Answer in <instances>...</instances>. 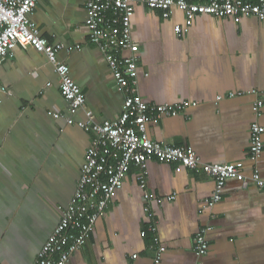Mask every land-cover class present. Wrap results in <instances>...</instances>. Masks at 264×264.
Instances as JSON below:
<instances>
[{
  "label": "crops",
  "instance_id": "1",
  "mask_svg": "<svg viewBox=\"0 0 264 264\" xmlns=\"http://www.w3.org/2000/svg\"><path fill=\"white\" fill-rule=\"evenodd\" d=\"M87 1L39 0L31 20L41 37L60 47L57 59L68 66L94 119L113 121L123 110L124 93L88 40ZM183 25L184 16L177 10L164 19L158 11L137 6L131 18L140 57L137 92L144 104L196 103L181 115L150 120L148 139L190 149L205 164L242 163L246 177L256 165L264 178V134L260 159L254 164L248 157L257 97H228L256 90L263 100L259 123L264 127V20L235 23L199 15L189 32L178 37L174 29ZM66 110L58 77L43 54L17 46L0 58L3 264H33L60 221L58 210L76 190L93 134L77 126L85 119L82 112L68 124ZM175 167L148 162L146 192L161 202L143 201L138 170L131 167L70 263L152 264L153 235L142 237L141 232L153 219L158 247L163 248L160 264H264V192L230 180L220 201L206 209L204 201L214 193L213 179L185 169L176 172ZM145 204L152 217L144 212ZM203 228H210L208 250L197 259L193 242Z\"/></svg>",
  "mask_w": 264,
  "mask_h": 264
},
{
  "label": "built area",
  "instance_id": "2",
  "mask_svg": "<svg viewBox=\"0 0 264 264\" xmlns=\"http://www.w3.org/2000/svg\"><path fill=\"white\" fill-rule=\"evenodd\" d=\"M39 0H0V58L11 54L15 47L32 49L43 54L53 66L59 80V92L67 103V123L72 124V116L84 114V121L77 126L93 134L81 166L77 187L68 204L60 208V221L37 253L33 264H71L73 254L80 251L90 238L97 220L105 214L107 205L131 167L138 170V184L143 193V201L156 199L146 192L148 162L156 161L176 165L175 171L182 169L206 174L213 179L214 193L204 201L206 209H211L221 199V190L226 182L240 180L243 188L253 186L264 192V178L256 165L249 177L243 175V164H205L197 154L184 147H175L164 142L151 141L146 127L152 119L162 116L181 115L196 103L183 102L176 105H145L137 92L139 75V49L132 38L131 18L137 6L148 11H158L164 19L174 10L184 16V25L176 26L178 37L189 32L196 16L206 15L217 19H229L239 23L242 19L264 20V0H88L85 27L88 40L100 52L107 63L113 80L124 93L123 110L113 121L97 122L85 105L81 88L71 79L69 68L57 59L59 46L50 44L39 35L31 15ZM249 94L254 102L255 121L250 126L248 157L254 164L263 151L262 117L263 100L256 90L229 93V98ZM222 99L221 96L218 100ZM55 119L63 118L57 113H48ZM173 200V196L165 197ZM158 202H161L157 200ZM156 201V202H157ZM144 212L150 217L148 205ZM157 222L151 220L141 232L153 235L156 250L152 264H160L163 248L158 247ZM210 228L201 229L194 237L193 254L201 259L208 250L206 233ZM132 258H136L133 255ZM0 264H3L0 262Z\"/></svg>",
  "mask_w": 264,
  "mask_h": 264
}]
</instances>
